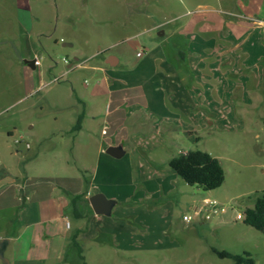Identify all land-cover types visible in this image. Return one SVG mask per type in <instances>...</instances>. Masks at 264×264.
<instances>
[{
    "label": "crops",
    "instance_id": "0c3cea01",
    "mask_svg": "<svg viewBox=\"0 0 264 264\" xmlns=\"http://www.w3.org/2000/svg\"><path fill=\"white\" fill-rule=\"evenodd\" d=\"M101 1L93 0L92 3L100 4ZM107 1L113 3L114 0ZM215 2V15L206 22L205 36L200 38L188 30L180 34L188 39L187 43L190 41L191 46L178 47L174 41L168 49L158 46L160 51L154 50L145 59L147 62L140 63L137 68L142 80L130 78L125 81L117 78L116 72L99 65L85 66L82 62L77 65V68L105 74L104 80L97 82L89 100L79 98L78 102L85 107L83 121H87L88 116L97 118L94 114L98 97L104 94L108 96L105 117L99 139L91 126L85 128L83 124L80 128L66 131L65 135H68L66 139H69L72 149L79 148L80 155L86 156V150L98 146L99 166L95 169L94 184L98 179L108 180L110 184L101 186L104 189L95 190L96 185L90 184L82 174L74 177L54 175L45 166H52L53 160L38 161L40 150L29 161L24 160L20 157V147L12 152L13 144L22 146L24 137L20 136L17 143L11 130L0 132V240H9L5 262L0 260V264H90L93 262L85 255L83 243L109 244L101 240V234L107 233L115 237L112 245L121 241L126 247L122 248L125 252L132 251L137 244L143 249L158 244L148 238L146 240V236L136 239V231L121 221L136 213V209L120 207L119 204L146 192L147 198L172 195L181 203L179 190L184 181L170 168L169 162L187 151L179 150L178 155L168 158L164 148H174L181 131L190 136L197 134L189 123L191 118L199 120L204 117L205 111L215 125L232 128L217 120L220 115H217L218 102L234 101L247 105L254 102L256 93L264 92V0ZM87 3V0H79L77 5ZM0 8L4 12L15 13L26 33L35 31L37 26L38 32L44 34L42 27L47 22L53 24L56 15L62 21L71 20L72 16L71 12L65 14L68 11L58 0H1ZM65 27H68L65 22L55 25L54 33ZM180 34L177 33L178 36ZM24 39L22 58L25 64L22 71L28 91L33 94L46 86L42 63L34 65V59L39 58L43 48L28 34ZM61 39L64 47H74V43ZM77 51L80 55L84 53L81 48ZM167 54L174 55L175 59L169 60ZM144 56V51L142 56L137 55L141 59ZM69 67L74 68L72 64ZM109 72L114 75L109 76ZM47 129L45 142L51 141L55 134L51 128ZM37 140L42 147L43 142ZM119 145L125 151L122 158L107 154L109 147ZM25 147L30 149L28 143ZM104 154L119 161L107 160L108 165L103 164L101 158ZM103 166H109L111 172L109 176L100 178L99 175L109 168L104 169ZM97 193L115 199L117 203L111 214H116L114 218L94 213L89 200ZM79 195L82 199L77 208L82 216L77 218L73 212V200ZM197 205H190V211ZM175 207V202H169L160 208V219H168L170 228L174 224ZM67 222H70V227ZM209 225V220L199 219L190 225L182 222L181 228H210ZM75 239L83 249V258L74 244Z\"/></svg>",
    "mask_w": 264,
    "mask_h": 264
},
{
    "label": "rangeland",
    "instance_id": "374dc122",
    "mask_svg": "<svg viewBox=\"0 0 264 264\" xmlns=\"http://www.w3.org/2000/svg\"><path fill=\"white\" fill-rule=\"evenodd\" d=\"M87 1L85 5H77L79 0H58L61 7L68 11L65 14L71 12V20L62 21L56 15L53 24L47 22L42 27L44 34L38 32L37 26L31 33L24 32L16 14L4 12L0 8V132L3 129L11 130L15 134L13 140L17 143L20 136L24 137L23 145L13 144L12 149L15 152L16 147H20V157H24V160L29 161L40 150L38 161L53 160L52 166H45L54 175H85L90 184L96 185L95 190H98L110 184L108 180L100 179L94 184L95 169L99 166L98 146L86 150V156L80 155L79 148L72 149L65 132L77 127L79 117L84 112L85 107L80 105L79 98L89 100L97 82L103 81L105 74L77 68V65L81 62L85 66L99 65L116 72L114 74L117 78L125 81L130 78L142 80V74L137 68L140 63L147 62V57L154 50L158 52L161 47L168 49L173 41L178 47L191 46L190 41L187 43L188 39H184L180 32L189 30L200 38L205 36L208 27L206 22L215 15L213 8L216 2L118 0L117 3L114 0L110 3L103 0L96 4L92 3L93 0ZM64 22L68 27L54 33L55 25ZM25 34L30 35L43 48L39 59L45 72L43 82L46 86L33 94L28 91L22 71L25 64L22 58ZM61 38L74 43V47H64ZM80 48L84 51L81 55L77 51ZM141 50L145 54L143 59L137 57V52ZM167 55L169 60L175 59L174 55ZM110 56L118 59L116 68L107 65L106 59ZM69 64L74 68H70ZM111 74L114 75L108 73L109 76ZM107 97L106 94L98 97L94 114L97 118L91 119L88 116L87 121L85 119L82 123L85 128L92 127L97 139L103 127ZM236 103L218 102L220 108L217 109V115H220L217 120L232 128L215 125L205 111L204 117L201 116L199 120L191 118L189 123L195 127L197 134L190 136L181 131L174 148H164L168 158L178 155L179 150L210 153L224 168V184L208 192L198 186H189L183 180L179 190L181 203L172 195L147 198L146 191L145 195L139 193L131 201L120 203V207L136 209V213L121 220L136 231V239L146 236V240L148 238L158 244L147 246V249L137 244L132 251L125 252L122 248L126 247L121 241L112 245L114 235L105 232L107 234H101V240L109 244L83 243L85 255L93 262L90 264H234L229 259L218 258L212 252L213 248L233 254L250 252L256 264H264V234L247 226L244 221L236 220L237 211L244 212L246 208L253 207L256 199L264 194V92L256 93L254 102L250 104ZM47 128L55 132L49 142L44 140ZM36 138L43 142L42 147H39ZM26 143L30 149H26ZM107 160L119 161L104 154L101 163L106 164ZM108 167L103 166L104 169ZM110 172L109 167L99 177L105 178ZM124 190L127 188L124 187ZM204 199L226 205L227 213L212 216L209 220L210 228L183 230L181 223L183 215L190 214L189 206L196 203L200 205ZM169 202H175L176 206L171 228L168 219H160V208Z\"/></svg>",
    "mask_w": 264,
    "mask_h": 264
},
{
    "label": "trees",
    "instance_id": "16d2710c",
    "mask_svg": "<svg viewBox=\"0 0 264 264\" xmlns=\"http://www.w3.org/2000/svg\"><path fill=\"white\" fill-rule=\"evenodd\" d=\"M83 119L84 114L79 117L78 128L81 127ZM169 166L189 186H198L208 192L220 188L226 179L225 171L220 161L210 153L201 150H190L184 154L173 157L169 162ZM81 199L82 195H79L73 200L75 205L73 212L77 218L82 216L77 208V203ZM87 205L92 212L89 202H87ZM244 215V223L247 226L264 234V194L256 199L253 207L244 210ZM74 244L78 248L80 256L83 258V249L81 245L76 242V239ZM212 252L218 258L229 259L233 261L234 264H256V261L250 252L233 254L216 248H213Z\"/></svg>",
    "mask_w": 264,
    "mask_h": 264
},
{
    "label": "water",
    "instance_id": "95a60500",
    "mask_svg": "<svg viewBox=\"0 0 264 264\" xmlns=\"http://www.w3.org/2000/svg\"><path fill=\"white\" fill-rule=\"evenodd\" d=\"M117 62H118V59L115 58L114 56H111L110 59L107 61V64H109L111 67H116ZM106 152L107 154L115 158H122L125 154V151L122 145H119L116 147H109ZM89 201H90V205L95 214L105 215V216H111L113 208L115 207L117 203L113 199H108L102 193H97L93 195ZM8 243H9L8 239L0 240V260L3 262H5V250H6Z\"/></svg>",
    "mask_w": 264,
    "mask_h": 264
},
{
    "label": "built area",
    "instance_id": "2783aa9c",
    "mask_svg": "<svg viewBox=\"0 0 264 264\" xmlns=\"http://www.w3.org/2000/svg\"><path fill=\"white\" fill-rule=\"evenodd\" d=\"M137 55L142 56L143 50H141ZM65 61L67 62V60ZM34 65L35 66L41 65L40 59L38 57L34 59ZM227 211H228V207L226 205L215 200L213 201L210 199H204L200 205L198 204L197 206L191 208L190 214L183 215V222L186 225H190L195 220L196 221L199 219L210 220L212 216H220L227 213ZM236 220L244 221L245 220L244 213L237 211ZM67 225L68 227H70V222H67Z\"/></svg>",
    "mask_w": 264,
    "mask_h": 264
},
{
    "label": "flooded vegetation",
    "instance_id": "af4514ba",
    "mask_svg": "<svg viewBox=\"0 0 264 264\" xmlns=\"http://www.w3.org/2000/svg\"><path fill=\"white\" fill-rule=\"evenodd\" d=\"M111 57V56H110ZM110 57L108 59H106V62L110 59ZM109 65V64H108ZM110 66V65H109Z\"/></svg>",
    "mask_w": 264,
    "mask_h": 264
}]
</instances>
